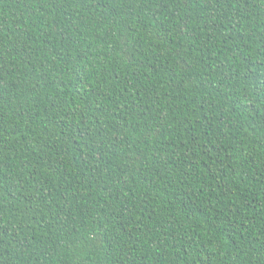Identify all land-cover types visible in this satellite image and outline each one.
<instances>
[{"label":"trees","instance_id":"16d2710c","mask_svg":"<svg viewBox=\"0 0 264 264\" xmlns=\"http://www.w3.org/2000/svg\"><path fill=\"white\" fill-rule=\"evenodd\" d=\"M0 264H264V0H0Z\"/></svg>","mask_w":264,"mask_h":264}]
</instances>
